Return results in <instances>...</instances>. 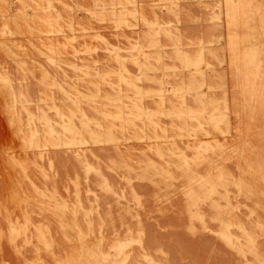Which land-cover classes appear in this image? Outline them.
Instances as JSON below:
<instances>
[{
	"label": "rangeland",
	"instance_id": "obj_1",
	"mask_svg": "<svg viewBox=\"0 0 264 264\" xmlns=\"http://www.w3.org/2000/svg\"><path fill=\"white\" fill-rule=\"evenodd\" d=\"M0 264H264V0H0Z\"/></svg>",
	"mask_w": 264,
	"mask_h": 264
}]
</instances>
